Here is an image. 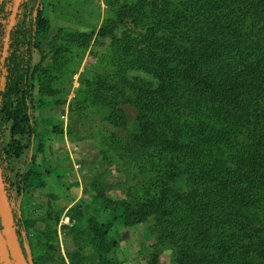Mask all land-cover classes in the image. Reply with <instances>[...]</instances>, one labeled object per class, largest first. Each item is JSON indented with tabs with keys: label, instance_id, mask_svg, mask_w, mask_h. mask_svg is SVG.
Wrapping results in <instances>:
<instances>
[{
	"label": "trees",
	"instance_id": "16d2710c",
	"mask_svg": "<svg viewBox=\"0 0 264 264\" xmlns=\"http://www.w3.org/2000/svg\"><path fill=\"white\" fill-rule=\"evenodd\" d=\"M104 2L108 13L93 45L107 42L98 59L106 69L80 84L112 129L103 138L123 185H133L112 200L107 192L118 186L96 173L90 203L70 209L71 219L85 223L78 233L95 263L121 264L116 228L151 220V235L160 246L171 243L175 264H264V0ZM11 37L0 57L1 178L25 264L29 256L32 264H63L57 232L33 235L19 204L26 208L43 186L45 160L38 164L37 154L52 123L42 117L49 102L40 97L55 98L68 85L63 67L74 49L91 46L93 34H53L39 11ZM78 125L70 120L52 131L89 138ZM82 251L67 253L70 264H84ZM146 264H159V247Z\"/></svg>",
	"mask_w": 264,
	"mask_h": 264
},
{
	"label": "rangeland",
	"instance_id": "374dc122",
	"mask_svg": "<svg viewBox=\"0 0 264 264\" xmlns=\"http://www.w3.org/2000/svg\"><path fill=\"white\" fill-rule=\"evenodd\" d=\"M41 4L44 15L49 19L51 33L55 34L59 29L92 33L93 39L91 46L84 53L73 50L72 59L63 67V70L67 69L68 74L63 73L60 76L63 80L68 78L70 82L62 86L61 93L55 98L40 97L49 102L42 111V117L52 123L48 127V136L43 139V152L37 154L38 164L41 159L45 160V164L41 166L43 186L32 191L30 204L26 208L19 204V199L17 202L24 209L26 217L34 222L30 231L33 235L42 236L45 232H57L56 239L53 240L55 255L64 259L63 264H70L67 253L79 248L85 256L84 264H96L86 236L78 233L84 230L85 223L71 219L70 209L76 202L90 203L95 194L93 183L96 173H104L106 182L118 186L107 192V196L112 200L125 196L133 185L130 184L129 188L126 187L128 184L123 185L126 177L116 170L114 153L106 146L103 138L104 133L106 135V132L112 129L103 122L102 110L87 99L84 91L86 85L80 84L81 78L92 80L106 69L98 59L103 54L107 42L98 46L93 45V41L104 23L108 9L104 0H41ZM37 60L38 53L34 52L33 62ZM88 85L91 86V83ZM80 110L84 111L83 121H80ZM124 110L128 114L129 122H132V108L126 106ZM34 119L37 124L40 123L37 112L34 113ZM70 120L71 124H79L77 132L84 129L85 136L89 138L77 140L74 136L70 137L65 133L60 135L52 131V126L62 124L65 128L70 124ZM116 132L117 135H126L121 130ZM12 195L14 197L13 193ZM18 212L20 213L19 207ZM150 224L151 220L131 228H116L113 235L118 241L115 254L118 262L146 264L148 255L159 247V264H175L176 257L171 243L165 241L160 246L156 237L150 233ZM79 240L80 242H77ZM77 243L83 247H79ZM38 248L35 246L36 250ZM28 261L32 264L31 256Z\"/></svg>",
	"mask_w": 264,
	"mask_h": 264
},
{
	"label": "water",
	"instance_id": "95a60500",
	"mask_svg": "<svg viewBox=\"0 0 264 264\" xmlns=\"http://www.w3.org/2000/svg\"><path fill=\"white\" fill-rule=\"evenodd\" d=\"M20 0H16L10 25H13ZM0 169V264H25L16 235L11 205Z\"/></svg>",
	"mask_w": 264,
	"mask_h": 264
},
{
	"label": "flooded vegetation",
	"instance_id": "af4514ba",
	"mask_svg": "<svg viewBox=\"0 0 264 264\" xmlns=\"http://www.w3.org/2000/svg\"><path fill=\"white\" fill-rule=\"evenodd\" d=\"M16 0H0V57L6 55L12 43V32L22 20L34 21L36 13L42 11L41 0H20L13 25H10L11 16ZM4 73L0 65V87L3 85Z\"/></svg>",
	"mask_w": 264,
	"mask_h": 264
}]
</instances>
